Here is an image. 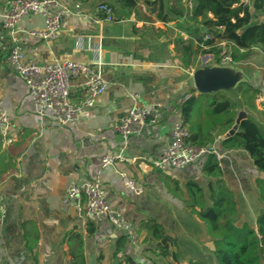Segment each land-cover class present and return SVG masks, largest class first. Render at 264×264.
I'll return each mask as SVG.
<instances>
[{"label":"crops","instance_id":"0c3cea01","mask_svg":"<svg viewBox=\"0 0 264 264\" xmlns=\"http://www.w3.org/2000/svg\"><path fill=\"white\" fill-rule=\"evenodd\" d=\"M3 1L0 0V7ZM61 1L69 13L63 17L55 36L41 40L19 35L26 58L36 62L55 59L92 62L99 46L106 89L87 121L78 127L58 125L49 115H38L26 85L5 65L7 48L0 49V106L7 111L8 135L12 138L8 146L0 144V197L7 208L0 225V264H35L22 246V223H27V234L33 229L38 235L34 248L37 264H66L78 243H83L85 264H102L106 256L109 258L113 240L122 232L104 221L82 218L65 196L70 182L81 185L98 180L107 190L111 206L117 207L126 220L138 225L146 216L153 217L176 239V244L181 243L177 236L186 234V228L194 233L190 237L193 243L210 242L204 236V227L194 230L201 223L190 215L183 189L186 180L203 178L200 165L181 171L159 172L153 168V161L170 142L171 124L180 115L179 105L194 89L191 75L198 69L196 61L207 50L206 42L202 41L205 28L200 27L203 34L190 36L188 29L192 31L194 22L183 17L164 23L156 18L154 8L143 1L130 13L118 9L112 22L106 21L97 7L115 6L113 0ZM174 1L164 0L165 9ZM184 1L185 7H191L189 0ZM249 6L251 22L264 23V9L255 13L250 3ZM16 28L43 30L44 19L27 15ZM177 37L183 45L191 42L196 51L190 58L193 63L190 66L188 58L185 61L181 58L182 44H175ZM232 49L229 44V50ZM240 53L243 50L236 55ZM200 59L202 66L216 64L211 53H204ZM229 66L241 70L246 81L233 90L219 91V101L222 98L232 101L227 94L236 91L239 97L248 87L257 91L256 97H264V54L260 46H252L243 59ZM79 84L80 80L72 82L73 101L82 95ZM198 95L195 91L194 96ZM256 97L252 102L246 99L240 102L238 113L242 116H236L235 122L248 117L264 132V105L258 104ZM157 102L162 105V118L141 135L130 137L124 145L114 133L113 125L133 104L142 107ZM203 105L206 107L207 101ZM218 131L219 126L211 133L215 135ZM224 135L216 136L210 146L219 154L217 159L225 178L235 179L244 193L249 187L247 173L253 169L252 161L241 149L222 148L220 141ZM104 157L113 161L103 166ZM121 175L133 181L141 192L126 188ZM87 221L96 227L90 236L86 233ZM140 235L143 238L145 230ZM127 250L120 256L131 253L137 264H155L154 258L146 253L140 256V246Z\"/></svg>","mask_w":264,"mask_h":264},{"label":"trees","instance_id":"16d2710c","mask_svg":"<svg viewBox=\"0 0 264 264\" xmlns=\"http://www.w3.org/2000/svg\"><path fill=\"white\" fill-rule=\"evenodd\" d=\"M74 1L87 3L100 0ZM140 1L153 7L156 18L164 23L183 17L198 23L192 31L188 29L190 36L203 34L200 27L205 28V34H209L211 40L206 43L207 50L204 53L213 54L216 62L219 61V50L215 48V41L231 44L233 49L230 54L233 62L243 59L252 46H260L264 54V23L251 22L252 15L249 13V3L257 13L264 9V0H249L247 4L243 3V0H189L191 7H185L184 0H175L174 4L166 9L164 0H113L115 6L110 4V7L113 14H117L118 9L130 13L136 10ZM175 44H182L181 58L184 61L188 58L187 64L192 65L190 58L196 51L192 49L191 42L183 45L182 39L177 37ZM239 50H243V53L236 55ZM189 91L190 96L179 105V119L189 132L190 144L210 147L216 136L224 135L236 123L237 108L229 98L219 101V91L198 96H194V89ZM256 95L257 91L248 87L241 96L252 102ZM204 97H207V106L202 109ZM196 104L200 105L197 110L194 106ZM217 126L219 131L212 135L211 132L215 131ZM220 145L227 150L241 149L252 161V171L255 175L249 182L261 204L254 224L240 210L237 181L225 178L215 154L206 155L201 162L199 170L203 178L200 181L188 179L184 182L186 207L190 215L204 226L205 234L213 245L212 254L217 264H264V132L253 120L245 117L237 122V129L230 136L221 139ZM26 226L27 223L21 224L24 238L22 246L37 264L34 248L38 235L33 229H29L27 234ZM95 230V223L87 221V235H93ZM138 230H145L141 250L152 251L154 256L162 258L170 257L168 264H182L176 251H170V247L175 246L176 239L159 220L146 216L138 222ZM29 237L32 238L31 241ZM130 246L124 234L116 236L110 248L109 260L115 261V264H137L131 253L123 254L124 259L120 257L123 250ZM66 264H85L83 243H78L72 251V258ZM188 264L204 263L201 260H189Z\"/></svg>","mask_w":264,"mask_h":264},{"label":"built area","instance_id":"2783aa9c","mask_svg":"<svg viewBox=\"0 0 264 264\" xmlns=\"http://www.w3.org/2000/svg\"><path fill=\"white\" fill-rule=\"evenodd\" d=\"M106 21H114L112 8L107 4L97 7ZM69 9L61 0H4L0 7L1 29L0 49L7 48L5 65L11 69L26 85L35 111L41 117H49L58 125L78 127L90 118L97 99L104 94L106 82L102 78V62L99 46L95 48L96 58L92 62H80L71 59L36 62L26 58L20 44L19 35L26 34L36 39L47 40L55 36L61 27L63 17ZM27 15H39L44 19L43 30L17 29V23ZM211 40L205 34L202 41ZM215 48L219 50L217 65H232L229 44L219 42ZM80 80L82 95L72 100V82ZM135 97V96H133ZM258 104L264 105V97H256ZM162 118V105L153 103L147 106L132 107L113 125L112 129L126 145L132 136L141 135L147 127L156 124ZM8 114L0 106V144L8 146L12 138L8 135ZM189 132L180 119L173 121L170 128V142L153 161V168L159 172L181 171L189 166L200 165L206 155L218 152L212 146L199 147L188 142ZM113 158L104 157L101 162L105 166ZM129 190L140 193L136 184L121 175ZM65 196L78 214L89 220L104 221L127 237L132 247H138V235L134 225L126 220L117 207H112L107 190L98 180L87 181L81 185L68 183ZM5 201L0 197V225L6 218Z\"/></svg>","mask_w":264,"mask_h":264},{"label":"rangeland","instance_id":"374dc122","mask_svg":"<svg viewBox=\"0 0 264 264\" xmlns=\"http://www.w3.org/2000/svg\"><path fill=\"white\" fill-rule=\"evenodd\" d=\"M198 23H194L193 26H197ZM203 54H201V56L198 58V60L196 61L195 64H197L198 68H201V59L203 58ZM209 64H205L204 66H208ZM196 67V68H197ZM194 68V67H193ZM221 93V92H220ZM230 96V98L232 99V101L234 100L237 104L236 108H237V113L236 116H242L240 115V113H238V109L239 106L242 102L245 101V98H242V96L238 97V94L236 91H233L229 94H227ZM210 96H208L209 98ZM207 97H204L203 102L206 101ZM241 102V103H240ZM195 109H199L198 107L200 106L199 104L194 105ZM202 109H204V105L202 104ZM201 109V107H200ZM198 112V111H197ZM197 115H195V118ZM248 175V188L246 189V191L243 193L240 191L239 189V193H238V201H239V206H240V210L241 212H243L246 217L250 220L251 223L254 224L256 216L258 211L261 209V204L258 202V200L256 199V195L254 190L251 188L250 186V179L252 177H254L255 173L253 171H250L247 173ZM187 227V226H186ZM185 227V228H186ZM204 227L202 224H199V228H195L194 230H201ZM134 228L136 230V234L138 235V246H140V249L143 246V242H142V236L141 231L138 230V225L137 223H134ZM196 232V231H195ZM186 234L181 233V235L177 236L178 237V241L181 243H177L175 244V246H171L170 247V251H176L177 255H178V259L180 262H182V264H188L189 260H201L204 264H217L215 261V258L212 254V250H213V245L210 242L207 243H193L192 240H190V237H193L194 233H191V231H189V229L187 230L186 228ZM197 234V233H195ZM189 237H188V236ZM204 236L208 239V237L206 236L205 232H204ZM144 237V236H143ZM189 238V239H188ZM177 241V242H178ZM183 242V243H182ZM177 245V246H176ZM147 254V256L154 258L155 260V264H168L169 261H171V258H162L160 256H156L154 257L153 252L150 251V253L148 254V252H145L144 250H141V257H144V254ZM124 255L120 256L121 259H124L123 257ZM102 264H115V261H110L109 258L106 256L104 258V261L102 262ZM175 264V263H172Z\"/></svg>","mask_w":264,"mask_h":264},{"label":"water","instance_id":"95a60500","mask_svg":"<svg viewBox=\"0 0 264 264\" xmlns=\"http://www.w3.org/2000/svg\"><path fill=\"white\" fill-rule=\"evenodd\" d=\"M192 84L198 94H211L221 90L230 91L243 81H246L244 73L233 66L210 65L196 69L192 75ZM237 129V123L225 133L230 136Z\"/></svg>","mask_w":264,"mask_h":264}]
</instances>
